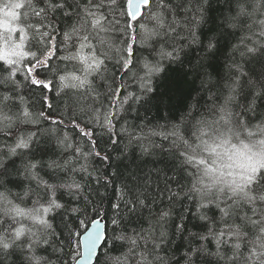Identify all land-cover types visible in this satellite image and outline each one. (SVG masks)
Instances as JSON below:
<instances>
[{
	"label": "snow or ice",
	"instance_id": "1",
	"mask_svg": "<svg viewBox=\"0 0 264 264\" xmlns=\"http://www.w3.org/2000/svg\"><path fill=\"white\" fill-rule=\"evenodd\" d=\"M9 5L21 13L17 17L18 21L24 22V10L28 9L35 23L29 26V31L33 32L32 39H29L27 34L22 38L21 47L24 51L16 62L20 64L19 70L16 68V63L0 59V72H8L12 81L9 83L0 80V120L8 121L7 131L9 134L7 136L11 138L15 135L16 137L13 143L6 145L7 153L0 152V189H3L0 191V198L11 204L8 197L13 195V189L10 186L20 187L22 184V181L8 178L12 175V169L16 168V159L14 158H18L21 160L20 167L24 170L22 175L29 181V186L25 187L23 191V196L27 197V201L22 200L21 202L27 203L30 200L34 208L29 213L31 224H26L15 218L0 219V264H34V262L35 264H52L48 257L41 253H47L49 248H52L53 254L64 253L65 247L68 249L66 254L71 256L74 264H93L94 259H98V247L107 239L111 240V248H126L120 255L108 257L112 264H122V261L130 259H136V264H264V211L257 215L256 208L249 206L253 201L264 203V198L257 201L254 196L248 204L242 206H234L233 200L227 199L222 206L215 197L208 199L205 196H198L188 188L193 176L188 165L185 163L181 167L180 163H177V161L184 163L186 159H191L186 156V152L171 151L169 161H156V163L164 164L165 168L174 173L168 177V181L176 185V190L173 191L169 184L165 185V191L168 192L166 201L163 191L159 187H157L159 193V197H157L148 191L149 180L144 179L139 172L129 173L119 188V203L109 201L110 208L114 213L110 218L111 224L114 226L111 238H106L105 232L102 230L104 228L102 220L107 215V209L103 207L104 194H101L98 188L85 193V185L76 178L78 172L87 173L86 165L76 168L69 166L72 164L71 158L66 159L64 164H58L56 160L50 159L47 163V171L44 172V176L47 178L40 175L43 165L40 160L35 159L36 153L39 152L41 155H46L49 151L54 153V148H42L39 144H36V148H29L24 139V129H27L29 125H38V121L41 120L50 121L52 125L57 126L63 123L62 119H51L53 103L49 96L43 95V91L51 93L55 90L57 97L65 94L69 89L63 83L66 76L61 72L58 64H53L52 61L59 59L71 63L73 59H76V57L69 56L57 57L58 51H64L65 42L71 33L63 31V48H60L58 26L52 25L48 14L51 12L53 16H56L58 13H62L63 17L69 20L73 15H76L81 19L85 31H88L89 26L95 31L100 22L106 18L103 10L107 8L111 14L116 10L118 3L117 0H98V2L97 0H88V3L83 7L80 4H75L77 10L72 11L73 4H69L68 0H23V2L21 0H0V6L7 8ZM124 7L126 11H123L122 14L129 20L125 32L129 28H133V22H137L138 17L143 19L146 15L156 20L158 31L153 32L152 35L158 38L152 42L150 48L146 49L148 55L143 59L139 57L134 59L133 43H127L126 49L121 50L122 55H116V66L121 68L123 74L118 87L115 86L114 73L111 83L105 84L107 92L103 98H112L107 108L103 103L99 108L95 107V103L102 100V94L97 91V85L85 92L86 100L91 93L93 100L91 105L85 103L76 108H68V111L71 112L72 129L76 130L82 139L87 137L88 142L93 146L89 152H83L81 148L76 147L77 160L80 157L87 159L93 155L105 161L109 160L108 156L101 157L100 153L95 151L97 146V141L93 139L96 135L95 129L98 126L109 134V139H112V135H115L116 125L124 118L121 114L128 112L125 105L130 106L131 102H135L147 110L154 102L157 105L160 104L158 97L161 94L157 93L151 85L156 74L166 71L167 66L164 61H167L168 64L178 63L181 68L184 64L191 65V56L184 50L193 44L199 45L205 49L203 60L207 63L201 62L197 68H194L198 76L200 71L212 67L211 62L216 59L221 48L226 46L227 36L231 35L230 30L238 28L236 23L227 21L220 25V28L224 30L222 34V38L225 40L224 45L221 44V39L215 35L208 36L205 26L215 19L211 14L210 0H158L155 5H151L150 0H126ZM145 7L149 8V12L142 13L141 9ZM152 7L158 9V13H152ZM235 7L240 9L237 15L245 12V5L240 0H236ZM232 8L233 5L230 3L229 10L231 11ZM259 8H264V4L257 3L253 12L248 13L249 17H255L248 26L249 31L254 27L260 28L258 34L252 33V36H257V39L252 41V46H246L245 51L240 53L242 57H247L244 65H233L237 73L233 81L240 82L242 96L247 100L246 109L241 115L249 119L255 118L259 114L257 109L261 107L260 102L264 101V47L259 46L264 43V19H260L257 15ZM65 9L70 10L65 11ZM44 20H49V22L42 24ZM139 28L143 29L145 25L140 24ZM185 30L187 35H181ZM20 31L17 30L15 33L17 38H20ZM36 33L40 34V38L33 43ZM52 33L57 34L53 35ZM90 38L88 35L82 37L84 43L79 44L80 49L88 47L89 51H93V46L86 43ZM132 41L136 42L135 36L132 37ZM76 46V44L73 45V47ZM42 56L43 59H41ZM80 59L86 58L80 57ZM112 59L113 57L110 56L104 61H97V64H106V61ZM253 63L260 65L259 73L254 68L245 71V65ZM73 71L76 69L73 68ZM54 73H59V75H54L52 79H49V75ZM128 73H131V77L127 76ZM18 75L23 76L22 81L18 79ZM186 76L187 73H183L176 77L171 94L183 93ZM126 78L138 87L139 95L134 91H127ZM93 81H95V77H93ZM102 81L105 80L102 79ZM19 83H23L24 88L32 91L33 95H35L34 90H41L42 99L39 100V103L42 107L47 106L49 114L40 111L38 119L32 118L33 104L17 91ZM217 83L219 82L217 81ZM191 85L189 95L196 90L195 78ZM234 86V83L226 86L229 99H235L231 95ZM122 92L125 94L121 99ZM169 98L171 97L169 96ZM215 98L219 99V96ZM187 107L185 103H182L168 113L172 119L178 121L171 125L170 132H153L152 135H160L165 141L171 138L173 148L177 145L190 146L191 141L208 135L203 121L196 122L199 125L198 128L188 123L189 117L193 120L196 119L198 109L192 111L191 109L197 107L192 105L187 112L182 111ZM64 118L69 117L65 115ZM13 120L16 122L15 125L12 124ZM82 124L83 126H81ZM89 128L92 130L89 131ZM45 130L57 132L59 127ZM120 131L124 133L128 129L121 126ZM67 134L68 132H65V137ZM27 136L39 140L36 132L28 131ZM131 136L132 134H130ZM134 139L139 141L142 137L136 135ZM118 140L119 137L112 139L113 145H116ZM58 143L63 144L64 141H58ZM132 143L133 138H130L129 144ZM65 146L67 148L74 147L73 144ZM155 147H159V145ZM125 149H127V145ZM25 151L29 155L25 156ZM141 151L143 154H148L146 147L142 146ZM206 151L211 154L215 151V147H207L206 144ZM209 162L213 165L215 163L211 160H199L197 165L203 166ZM17 175H21V173L17 172ZM113 175L118 176V173L114 172ZM88 176L91 177V173H88ZM60 180H64L65 183L58 184L57 181ZM182 180L184 183H181ZM32 182H35V187L31 186ZM112 183V180L106 179L105 188ZM249 183L252 192L257 191V185L264 184V165L255 169ZM97 184H99L98 178ZM94 194L100 197L99 202L92 198ZM15 198L20 199V194L16 193ZM66 199L72 201L70 208ZM121 204L123 212H121ZM14 207H16L17 215L25 214L19 206ZM145 211L148 213L147 216H145ZM241 212L244 213L243 216H241ZM208 213H212V215L210 216ZM248 213H252V215L249 216ZM89 214L96 218L91 219V226L87 227L90 219ZM57 218H59V223H56ZM141 220L148 223V228L143 227ZM77 221L80 229H83V235L76 226ZM189 223L193 229L203 228L208 224H211V227H208L207 231L202 234L188 230ZM133 224L139 225V227L131 228V235H129V225ZM117 229H119L118 234ZM177 239L180 240L179 244H177ZM57 244L58 247L55 246ZM81 245L83 246L82 253L78 251ZM73 246H75V250ZM137 248L140 249L138 254L135 252ZM181 248H184L182 253H180ZM176 253H180V255L177 257ZM63 264H67V261H64ZM105 264H108L107 260Z\"/></svg>",
	"mask_w": 264,
	"mask_h": 264
},
{
	"label": "trees",
	"instance_id": "2",
	"mask_svg": "<svg viewBox=\"0 0 264 264\" xmlns=\"http://www.w3.org/2000/svg\"><path fill=\"white\" fill-rule=\"evenodd\" d=\"M21 2H23V0H21ZM157 2L158 0H150L151 5H155ZM240 2L245 5V12L241 15H237L240 9L235 7L236 0H210L211 14L215 19L205 26L208 36L215 35L217 38L221 39V44L224 45L225 40L222 38L224 30L220 28V25L226 21L238 25L237 29L230 30L231 35L227 36L226 46L221 48L216 59L211 62V68L200 71L197 76L194 68H197L201 62L207 63V61L203 60L205 49L196 44L191 45L190 48L184 50L191 56V65L184 64L183 68H181L178 63L168 64L167 61H164L167 66L166 71H161L156 74L158 78H156V76L153 77L151 86L157 93L161 94L158 97L160 101L159 105L154 102L147 110L145 107H141L139 103L135 102H131L130 106L125 105L128 112L127 114H121L124 118L116 125L115 135H112V139H117V137H119L116 145H113L112 139H109V134L98 126L96 127V135L93 137V139L97 141L95 151H98L101 157L108 156V161L96 158L95 155L87 159L80 157L77 160L78 153L75 152L76 147L81 148L83 152H89L92 150L93 146L88 142L87 137L82 139L78 132L72 129L70 119L71 112L68 111V108H76L85 103L91 105L93 103L91 93H89L86 100L85 92L95 87V85L98 86L97 91L102 94V100L95 103V107L99 108L101 103H103L105 108H107L112 98H103L107 92L105 84L111 83V77L114 73L116 78L115 86L118 87L120 84V77L123 74L121 68L116 66V55L123 54L121 50L126 49L127 43H133L135 52L134 59L136 57L143 59L144 56L148 55L146 49L150 48L152 42L158 38L152 35L153 32L158 31L156 20L146 15L143 19L138 17V21L133 22V28H129L127 32H125L127 24L129 23L127 16H123L122 14L123 11H126L124 7L126 0H117L118 6L111 14H109L108 9L105 8L103 11L106 14V18L104 21L100 22L99 27L95 31H93L90 26L88 31H85L81 19L76 15H73L72 19L69 20L64 18L62 13H58L56 16H53L51 12L48 14L52 25L58 26V32L60 33L58 44L60 48H63V31L71 33L69 39L65 42L66 47L64 51H58L57 57L69 56L76 57V59H73L71 63L63 62L59 59L52 61L53 64H58L59 69L66 76V80L63 83L65 87L69 89L66 90L65 94H61V96L57 97L55 90L51 93L43 91V95L49 96L53 103V109L50 113L51 119H62L63 123L57 126L52 125L50 121H38V125H29L27 129H24V139L27 141L29 148H36V144H39L42 148H54V153L49 151L46 155H41L37 152L35 155V159L40 160L43 165V171L40 172V175L44 178H47L44 176V172L47 171V163L50 159L56 160L58 164H64L66 159L71 158L72 164L69 166L76 168H79L80 165L87 166V173L78 172L76 173V178L85 185V193L89 192L91 189L98 188V191L104 194L103 207L107 209V215L104 217L106 238L112 237L114 227L110 219L114 213L110 208L109 201L111 203H119V188L129 176V173L136 174L139 172L144 179L149 180L150 185L148 191L150 194H155L157 197H159V193L157 192V187H159V189L163 191L165 201L168 196V192L165 191V185L169 184L173 191L176 190V185L168 181V177L172 176L174 173L165 168L164 164L156 163V161L160 160L169 161L171 151L186 152V156L191 158L186 159L184 163L180 161H177V163H180L181 167H183L185 163L188 165L189 171L193 173L192 181L189 183L188 188L198 196H205L208 199L215 197L216 200L221 202L222 206L227 199L233 200L234 206H242L243 204H248L254 196L257 201L264 198V184L257 185L256 192L251 191L249 181L253 178V174L245 183L238 187H232L222 176L213 171L211 167L213 163L209 162L203 166L197 165L199 160L213 161V158L218 151L222 150V145L225 143H234L237 141H264V101L260 102L261 107L257 109L259 114L256 115L255 118H245L241 114L246 109L247 100L242 96L240 82L233 81L237 74L233 65H244V61L247 57H242L240 53L245 51L246 46H252V41L257 39V36H252V33L255 32L258 34L260 31L259 27H254L249 31L248 26L253 22L255 17H249L248 13L253 12L257 3L264 4V0H240ZM68 3L73 4L71 10L76 11L75 4H80L81 7H83L88 3V0H68ZM230 3L233 5L231 11L229 10ZM8 8L14 10L13 16H11V24L14 25V36L17 30H21L19 38L20 45L17 54H15L12 59H8L1 53L0 59H7L16 63L20 58V54L24 51L21 47L23 42L22 38L26 34L29 39L33 37V32L29 31V26L33 25L35 20L31 16L30 11L25 9L24 22H20L17 19V17L21 15L19 10L14 9L11 5H9L7 9ZM5 10V7L0 6V14L5 12ZM69 10L70 9H65V11ZM141 12L147 13L149 12V8H142ZM151 12L158 13V9L152 7ZM257 15L260 19H264V8L257 9ZM233 17L235 19H232ZM169 19H171V17H169ZM49 20L42 21V24H47ZM140 24H144L145 28H139ZM52 34L56 35L57 33ZM84 35L91 37L86 43L93 46V51H89L88 47L80 49L79 44L84 43L82 40ZM181 35L186 36L187 31L185 30ZM133 36L136 37V42L132 41ZM39 38L40 34L36 33L33 43L38 41ZM206 43L207 41L205 40V44ZM74 44L77 46L73 47ZM259 46L264 47V43H261ZM110 56L113 57L111 61H106V64H97V61H104ZM80 57H85L86 59L81 60ZM149 58L151 59V57ZM41 59H43V56ZM16 68L19 70V63H16ZM73 68H75L76 71H73ZM252 68L258 73L261 71L259 64L253 63L245 65L246 72ZM183 73H187L183 93L171 94L172 85L176 77ZM54 75H59V73L50 74L48 78L52 79ZM127 76L131 77V73H128ZM93 77H95V81H93ZM194 78L196 90L192 91L191 95H189ZM249 78L256 79L255 77ZM18 79L22 81L23 76L18 75ZM102 79L105 81H102ZM0 80L8 81L9 83L12 82L8 72H0ZM217 81L219 83H217ZM233 83L235 86L232 88L231 95L235 97V99H229V92L226 86L232 85ZM125 84L128 85L127 91H134L138 95L140 94V90L135 84L131 83L130 79L126 78ZM17 91L33 104V119H38L40 111L49 114L47 106L44 105L42 107L39 103V100L42 99L41 90H34L35 95H33L32 91L24 88L23 83H19ZM124 94L123 92L121 93V99ZM169 96L171 98H169ZM216 96H219V99H216ZM200 97H203V99H200ZM249 99H251L250 96ZM182 103L188 106L182 110L186 112L191 109L192 105L197 106L196 109H191L192 111H197L198 109L196 119L193 120L189 117L188 123L198 128L199 125L196 122L203 121L208 130V135L201 136L199 139L191 141L190 146L177 145L173 148L171 138L165 141L162 136L152 135V133L170 132L172 130L171 125L178 121L172 119L168 113L172 112L175 107H179ZM65 115L69 118H64ZM125 121H127V124H125ZM15 123L16 122L13 120L12 124L15 125ZM7 124L8 121L0 120V152L3 153H7L6 145L13 143L16 139L15 135L11 138L7 136L9 134L7 131ZM81 126H83V124ZM121 126L126 127L128 131L121 133ZM52 127H59V130L57 132L45 130ZM88 130L91 131L92 129L89 128ZM28 131L36 132L39 136V140L29 138L27 136ZM65 132H68L67 137H65ZM130 134H132L131 137ZM136 135L141 136L142 139L136 141L134 139ZM130 138H133L132 144H129ZM58 141H64V143L61 144L58 143ZM66 144H73L74 147L67 148L65 146ZM206 144L207 147L214 146L215 151L209 154V152L206 151ZM126 145L127 149H125ZM156 145H159V147H155ZM142 146L148 148V154L142 153ZM27 155H29V153L25 151V156ZM14 159H16V168L12 169V175L8 178L22 181V184L20 187L10 186L13 189V195L8 197L11 204L0 198V219L4 217H8L9 219L15 218L24 221L26 224H31L32 220L29 213L34 206L31 204L30 200L27 203L21 202L22 200L27 201V197L23 196V191L25 187L29 186V181L22 175L24 170L20 167L21 160L18 158ZM262 162V165H264V159ZM157 169H159V171H157ZM17 172L21 173V175H17ZM114 172L118 173V176H114ZM88 173H91V177L88 176ZM97 178L99 179V184H97ZM5 179H7V176H5ZM106 179L112 180L113 183L108 184L105 188L104 182ZM57 183H65V181L60 180L57 181ZM181 183H184V181L182 180ZM31 186L35 187V182H32ZM0 191H3V189H0ZM16 193L20 194V199L15 198ZM92 198L97 202L100 200V197L95 194ZM66 202L70 208L72 206V201L66 199ZM14 206H19L25 214L17 215L16 207ZM249 206L256 208L257 215H259L261 211H264V203L253 201ZM157 210H159V208H157ZM121 212H123L122 204ZM208 214L210 216L212 215V213ZM240 214L241 216L244 215L243 212ZM89 215L90 219L86 226L89 225L91 219L96 218L95 216H91V214ZM147 215L148 213L145 211V216ZM248 215L251 216L252 213H248ZM189 219L191 220V217ZM56 223H59V218H57ZM141 224L144 228H148L149 226L144 220H141ZM76 226L80 229L78 221ZM133 227L138 228L139 225H129V235H131V228ZM208 227H211V224L196 229L192 228L191 223L187 225L188 230L197 231L202 234L207 231ZM80 231L82 233L83 229H80ZM116 232L118 234L119 229H117ZM179 243L180 240L177 239V244ZM55 246L58 247L59 245L57 244ZM73 247L75 250V246ZM125 250L126 248H111V240L107 239L106 242L100 246L97 252L98 259H95L93 264H105L106 260L108 264H112V262L108 260V257L118 256ZM78 251L80 252V248ZM139 251V248L135 250L137 254ZM183 251L184 248H181L180 253ZM67 252L68 249L65 247L64 253L53 254L52 248H49L47 253L41 254L46 255L52 264H63L64 261H67V264H73L74 261L71 259L70 255L66 254ZM180 253H176V256L178 257ZM122 264H136V259L122 261Z\"/></svg>",
	"mask_w": 264,
	"mask_h": 264
},
{
	"label": "rangeland",
	"instance_id": "3",
	"mask_svg": "<svg viewBox=\"0 0 264 264\" xmlns=\"http://www.w3.org/2000/svg\"><path fill=\"white\" fill-rule=\"evenodd\" d=\"M13 9L6 8L0 14V53L12 59L18 52L19 38L15 37L14 25L11 24ZM264 159V141L225 143L218 151L211 165L232 187H238L252 177L255 169ZM210 167V164H209Z\"/></svg>",
	"mask_w": 264,
	"mask_h": 264
},
{
	"label": "water",
	"instance_id": "4",
	"mask_svg": "<svg viewBox=\"0 0 264 264\" xmlns=\"http://www.w3.org/2000/svg\"><path fill=\"white\" fill-rule=\"evenodd\" d=\"M95 219V218H94ZM102 223L104 224V228L102 229L104 232H105V220H104V218H103V220H102ZM91 226V222L89 223V225L87 226V227H90ZM81 235H83V232L81 233ZM99 248L100 247H98V249H97V252H98V250H99ZM80 252L82 253L83 252V246L81 245L80 246ZM95 260V259H94ZM93 263H94V261H93ZM74 264V263H73Z\"/></svg>",
	"mask_w": 264,
	"mask_h": 264
}]
</instances>
